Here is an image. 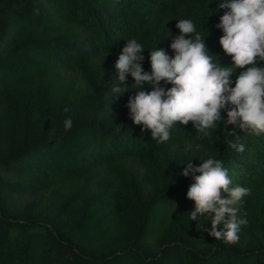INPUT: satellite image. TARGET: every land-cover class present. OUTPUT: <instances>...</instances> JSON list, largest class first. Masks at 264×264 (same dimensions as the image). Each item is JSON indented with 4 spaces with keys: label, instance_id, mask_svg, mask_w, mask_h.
I'll return each instance as SVG.
<instances>
[{
    "label": "trees",
    "instance_id": "obj_1",
    "mask_svg": "<svg viewBox=\"0 0 264 264\" xmlns=\"http://www.w3.org/2000/svg\"><path fill=\"white\" fill-rule=\"evenodd\" d=\"M217 3L0 0V264H264V133L233 135L225 108L207 137L177 122L158 143L126 107L133 78L113 92L124 87L115 63L127 40L143 46L150 72V50L173 55L180 19L194 22L213 62L233 67L234 87L246 68L219 44L228 9ZM210 157L232 187L250 189L236 206L247 220L236 243L209 235L208 214L190 218L193 180L180 173Z\"/></svg>",
    "mask_w": 264,
    "mask_h": 264
},
{
    "label": "clouds",
    "instance_id": "obj_2",
    "mask_svg": "<svg viewBox=\"0 0 264 264\" xmlns=\"http://www.w3.org/2000/svg\"><path fill=\"white\" fill-rule=\"evenodd\" d=\"M225 8L228 11L216 25L223 31L219 44L235 68H246L239 73L234 87L229 79L233 67L213 62L205 38L196 32L191 19L177 21L179 34L170 44L172 56L163 48L150 50V72L142 67L144 48L135 38L127 40L118 56L115 69L124 87H116L113 92L128 91L127 77L133 78L135 95L129 97L126 107L133 123L143 125L142 131L150 130L158 143L170 139V129L177 122H192L198 134L207 137L225 108H229L225 123L235 126L233 135L236 129L250 135L264 133V67L260 66L264 61V0H218L217 9ZM161 81L171 87H162ZM145 85L151 90H145ZM72 127L71 117L66 118L64 129L70 131ZM229 146L244 151L243 144L229 141ZM180 175L193 180L187 192V198L194 202V210L189 213L191 220L208 214L209 235L225 243H236L240 225L247 224L246 219H237L236 206L250 194V189L232 187L222 161L211 157L199 166L187 163ZM222 193L227 194L226 198H222Z\"/></svg>",
    "mask_w": 264,
    "mask_h": 264
}]
</instances>
